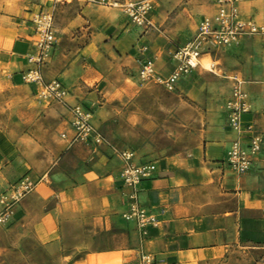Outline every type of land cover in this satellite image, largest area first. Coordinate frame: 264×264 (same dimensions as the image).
Wrapping results in <instances>:
<instances>
[{"label":"crops","instance_id":"1","mask_svg":"<svg viewBox=\"0 0 264 264\" xmlns=\"http://www.w3.org/2000/svg\"><path fill=\"white\" fill-rule=\"evenodd\" d=\"M103 8L105 13L127 18L121 10ZM239 9L242 18L257 19L264 0L241 3ZM98 12V8L88 9L90 24L84 41L68 37L72 22L56 28V41L42 67L43 80H58L68 90L71 103L85 96L93 105L94 97L101 93L95 82L103 78V71L96 63L104 60L102 50L112 42L102 31L104 19L91 18ZM214 13L212 0L211 12L199 18L196 28L203 17ZM31 19V12L0 16V63L4 68L0 80L21 102L6 106V124L0 126V195L24 177L35 182L16 206L12 221L0 227L30 232L44 253L59 256L62 264H133L140 254L152 255L156 264H211L237 246L264 243V154L243 175L228 168L227 149L237 135L226 124L224 108L230 78L237 76L250 104V111L241 117L242 125L264 133V39L246 37L249 40L244 44L249 46L241 47L239 41L219 50L231 53L236 68L226 74L220 73V68L216 73L208 71L226 80V92L221 108L200 104V146L156 161H145L134 151V164L153 162L156 166L153 177L137 187L139 206L159 221L142 235L133 222L121 218L130 190L119 178V159L103 147L57 140L51 136L50 122L56 120L59 136L66 133L69 137V114L55 105L28 104L27 97L37 98L39 90L21 78L31 68L27 58L35 53ZM117 28L122 32L117 48L123 50L126 64H131L136 74L138 61L154 56L156 70L166 76L174 66L168 52L186 43L170 48L149 46L141 53L143 44L137 43L134 31L129 34L124 23ZM248 47L260 49L258 67L240 66L236 54ZM247 56L245 61L250 62ZM90 85L95 89L88 88ZM96 120L92 115L98 129ZM242 139L245 141L244 135Z\"/></svg>","mask_w":264,"mask_h":264},{"label":"rangeland","instance_id":"2","mask_svg":"<svg viewBox=\"0 0 264 264\" xmlns=\"http://www.w3.org/2000/svg\"><path fill=\"white\" fill-rule=\"evenodd\" d=\"M128 1L148 2L151 5L143 24L133 22L125 14L122 6L108 7L83 0H0V16L18 17L31 12L33 17L38 12L47 10L53 16L55 35L56 28H63L72 22V31L68 32V37L73 35L72 38L77 36L84 41L85 33L88 32L86 27L90 24L87 20L88 9L90 6L94 10L98 8L99 12L96 14L98 16L91 18L104 19L105 26L102 31L107 36V41L112 42L108 49L102 50L104 60L102 62L97 60L96 63L103 71V78L95 82L99 85L101 93L94 97L93 105L90 98L89 100L85 96L76 98L77 103L96 116L98 130L104 138V143L98 148L106 149L116 161L114 147L119 150L136 151L145 161H156L173 154H187L200 146V104L209 103L221 108L226 92V80L199 68L180 81L173 92L151 82H142L133 72L132 65L126 64L123 50L117 48L116 41L122 36L117 27L124 23L129 34L132 35L134 31L135 37L138 38L137 43L143 44L141 47L156 45L164 48L176 47L193 37L199 18L211 12L212 0ZM103 7L121 10L128 19L122 20L110 11L105 13ZM62 35L65 36V33ZM247 40L249 39H242L239 46H249V43L244 44ZM259 55L260 49L249 47L246 50L241 49L236 54L237 59L241 58L240 66L249 64L251 67L259 66ZM245 56L250 62L245 61ZM231 57L230 52L214 53V59L219 60L217 68H220V73L226 74L236 68ZM206 63L210 64L209 59L201 62L202 65ZM3 70L0 63V72ZM90 87L95 89L94 85L88 86ZM11 94L13 97H10ZM27 100L31 106L40 103L59 106L69 114V108L65 104L44 100L39 94L37 98L28 96ZM16 103L21 102L15 100V92L5 90L0 80L1 127L4 128L6 124V106ZM55 121L50 122L51 136L60 140ZM256 132L264 138V133ZM248 247L237 246L230 254L211 264H264V243H253ZM0 264H62V259L59 256L46 255L33 240L30 232H24L20 227L12 230L0 227Z\"/></svg>","mask_w":264,"mask_h":264},{"label":"built area","instance_id":"3","mask_svg":"<svg viewBox=\"0 0 264 264\" xmlns=\"http://www.w3.org/2000/svg\"><path fill=\"white\" fill-rule=\"evenodd\" d=\"M66 1V0H65ZM79 1V0H78ZM90 4L108 7L122 6L127 16L138 25L146 20V14L151 9L148 2L132 3L128 0H83ZM253 0H214L215 13L203 17L195 30L193 37L183 46L168 52L174 63L173 69L166 75L156 70V58L149 57L139 60L137 77L142 82H151L161 86L166 91L173 92L179 82L194 69H205L201 62L209 59L207 71L217 72L218 64L214 60V53L235 45L246 37L259 36L264 39V10L259 17L244 19L241 17L239 5ZM34 37L35 53L27 58L31 68L22 73V81L39 88L38 94L44 100H54L65 104L70 114V136L62 133L61 139L69 144L82 143L98 147L104 143L103 135L92 123V113L81 104H69L68 90L58 81L45 82L42 77V67L50 56L55 43V29L53 16L48 11L38 12L30 20ZM141 53L147 48L141 47ZM231 88L225 102L227 124L231 132L237 137L230 143L226 153L228 168L237 175L245 174L253 161L264 154V138L258 134L253 126L242 125L241 117L250 111L248 95L243 89V81L233 76L230 78ZM245 136V141L242 136ZM113 152L121 162L119 178L123 185L130 190L129 204L121 213V218L135 224L142 235H146L149 227H156L159 223L155 215L140 207L137 202V187L143 180L151 179L156 171L155 163L146 162L134 164L135 152L133 150H119L115 147ZM35 182L24 177L11 185L6 192L0 195V226L8 225L13 217L14 210L20 201L30 193ZM133 264H156L152 255L140 254Z\"/></svg>","mask_w":264,"mask_h":264},{"label":"bare ground","instance_id":"4","mask_svg":"<svg viewBox=\"0 0 264 264\" xmlns=\"http://www.w3.org/2000/svg\"><path fill=\"white\" fill-rule=\"evenodd\" d=\"M205 69H208L209 65L206 63V65H202Z\"/></svg>","mask_w":264,"mask_h":264}]
</instances>
